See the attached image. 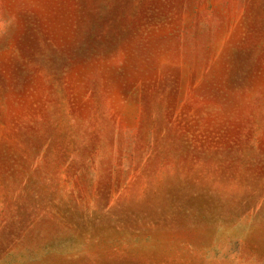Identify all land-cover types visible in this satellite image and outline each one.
<instances>
[{
    "label": "rangeland",
    "instance_id": "obj_1",
    "mask_svg": "<svg viewBox=\"0 0 264 264\" xmlns=\"http://www.w3.org/2000/svg\"><path fill=\"white\" fill-rule=\"evenodd\" d=\"M0 264H264V0H0Z\"/></svg>",
    "mask_w": 264,
    "mask_h": 264
}]
</instances>
